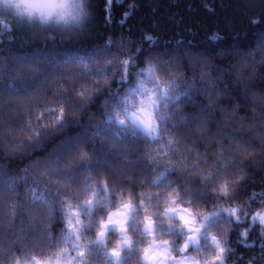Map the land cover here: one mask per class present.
Segmentation results:
<instances>
[{
	"label": "clouds",
	"instance_id": "1",
	"mask_svg": "<svg viewBox=\"0 0 264 264\" xmlns=\"http://www.w3.org/2000/svg\"><path fill=\"white\" fill-rule=\"evenodd\" d=\"M94 27L93 0H0V264H236L264 31L208 54Z\"/></svg>",
	"mask_w": 264,
	"mask_h": 264
},
{
	"label": "trees",
	"instance_id": "2",
	"mask_svg": "<svg viewBox=\"0 0 264 264\" xmlns=\"http://www.w3.org/2000/svg\"><path fill=\"white\" fill-rule=\"evenodd\" d=\"M97 34L129 33L165 40L182 36L194 40L195 49L213 54L217 48L250 45L264 31V0H93ZM128 13L129 15H125ZM258 14L251 22L250 16ZM256 24V28H252ZM212 43L213 39H219ZM145 41V40H144ZM253 187L264 184V172L254 176ZM257 197L264 192L256 191ZM236 264H264V238L252 231L243 242L233 234Z\"/></svg>",
	"mask_w": 264,
	"mask_h": 264
},
{
	"label": "snow or ice",
	"instance_id": "3",
	"mask_svg": "<svg viewBox=\"0 0 264 264\" xmlns=\"http://www.w3.org/2000/svg\"><path fill=\"white\" fill-rule=\"evenodd\" d=\"M109 2H110V0H106V3H109ZM125 15H129V14H128V13H125ZM144 40H145V42L151 43L152 37H150V36H145V37H144ZM253 197H254V198L257 197L255 193L253 194ZM247 235H248V234H246V233H241L240 236H239L240 241L243 242L244 240H246V239H247ZM261 236H262V238H264V233H262ZM262 247H264V245H262ZM231 251L234 252L235 249H232Z\"/></svg>",
	"mask_w": 264,
	"mask_h": 264
}]
</instances>
